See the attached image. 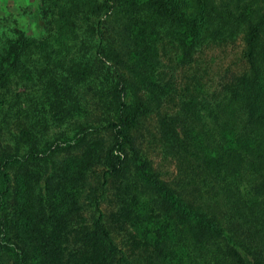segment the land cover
<instances>
[{
	"label": "trees",
	"instance_id": "1",
	"mask_svg": "<svg viewBox=\"0 0 264 264\" xmlns=\"http://www.w3.org/2000/svg\"><path fill=\"white\" fill-rule=\"evenodd\" d=\"M33 18H0V264H264V0Z\"/></svg>",
	"mask_w": 264,
	"mask_h": 264
},
{
	"label": "rangeland",
	"instance_id": "2",
	"mask_svg": "<svg viewBox=\"0 0 264 264\" xmlns=\"http://www.w3.org/2000/svg\"><path fill=\"white\" fill-rule=\"evenodd\" d=\"M37 0H0V18L9 17L16 19L13 23L26 32L34 33L37 30L38 23L34 20L35 7ZM29 17L27 13L31 14ZM1 24V21H0ZM11 26V24H10Z\"/></svg>",
	"mask_w": 264,
	"mask_h": 264
}]
</instances>
